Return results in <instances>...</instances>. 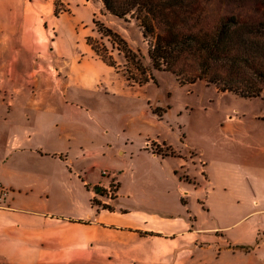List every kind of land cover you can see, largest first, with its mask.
<instances>
[{"label": "rangeland", "instance_id": "obj_1", "mask_svg": "<svg viewBox=\"0 0 264 264\" xmlns=\"http://www.w3.org/2000/svg\"><path fill=\"white\" fill-rule=\"evenodd\" d=\"M23 1L0 0V117L51 121L53 147L72 150L123 208L216 229L238 248L252 241L264 225L251 213L264 204V98L155 69L139 21L111 14L102 1L29 0L27 11ZM195 5L206 25L221 13L246 17L264 0ZM93 46L106 48L117 68ZM174 258L160 246L152 264Z\"/></svg>", "mask_w": 264, "mask_h": 264}, {"label": "crops", "instance_id": "obj_2", "mask_svg": "<svg viewBox=\"0 0 264 264\" xmlns=\"http://www.w3.org/2000/svg\"><path fill=\"white\" fill-rule=\"evenodd\" d=\"M23 2L27 11L29 0ZM1 116L0 264H152L160 246L173 251L171 264H264V225L242 249L216 229L190 230L181 219L109 204L108 185L91 180L89 165L53 147L51 121ZM251 213L264 220V204Z\"/></svg>", "mask_w": 264, "mask_h": 264}, {"label": "trees", "instance_id": "obj_3", "mask_svg": "<svg viewBox=\"0 0 264 264\" xmlns=\"http://www.w3.org/2000/svg\"><path fill=\"white\" fill-rule=\"evenodd\" d=\"M99 1L115 16L132 14L139 21L144 38L151 40L149 56L155 69L174 73L181 83L205 79L222 92L264 98V5L246 17L221 13L205 25L195 5L199 0ZM93 48L116 67L106 48ZM149 78L133 77L140 83Z\"/></svg>", "mask_w": 264, "mask_h": 264}, {"label": "built area", "instance_id": "obj_4", "mask_svg": "<svg viewBox=\"0 0 264 264\" xmlns=\"http://www.w3.org/2000/svg\"><path fill=\"white\" fill-rule=\"evenodd\" d=\"M6 192H5V188L3 186L2 183H0V206L2 205L3 203V200H4V196H5Z\"/></svg>", "mask_w": 264, "mask_h": 264}, {"label": "water", "instance_id": "obj_5", "mask_svg": "<svg viewBox=\"0 0 264 264\" xmlns=\"http://www.w3.org/2000/svg\"><path fill=\"white\" fill-rule=\"evenodd\" d=\"M113 199H114V198H110V200H108V201H110V203H112V202H113ZM108 203H109V202H108Z\"/></svg>", "mask_w": 264, "mask_h": 264}]
</instances>
